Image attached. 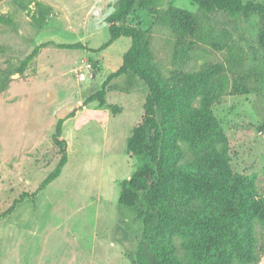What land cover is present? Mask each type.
I'll return each instance as SVG.
<instances>
[{
  "label": "rangeland",
  "instance_id": "rangeland-1",
  "mask_svg": "<svg viewBox=\"0 0 264 264\" xmlns=\"http://www.w3.org/2000/svg\"><path fill=\"white\" fill-rule=\"evenodd\" d=\"M116 6L117 0H0V73L46 44L24 74H14L0 93V264H132L144 210L140 203L133 209L118 207V184L142 163L126 153V140L142 121L147 89L126 74L109 83L105 108L89 103L66 119L122 65L128 39L99 50L109 39L106 18ZM168 8L197 11L191 0H159L118 23L149 32L153 74L164 90L182 96V112L170 115L171 140L179 153L165 155L166 167L199 172L211 151L224 147L230 172L246 178L255 194L264 198V134L259 129L264 51L256 43V19L233 23L217 15L201 17L206 27L227 30L242 49L238 71L250 79V93L234 96L228 71L212 80L205 95L219 133L189 145L182 139L180 123L185 105L197 107L201 96L180 79L224 62L227 53L205 44L191 46L182 30L156 23L157 12ZM76 43L84 49L57 47ZM60 120L61 136L69 143L67 163L56 180L33 196L59 161L54 135ZM178 204L190 212L199 201ZM152 217L144 247L147 258L152 260L153 250L166 242L184 257V240L158 231V212ZM252 232L259 256L255 264H264V230L253 222Z\"/></svg>",
  "mask_w": 264,
  "mask_h": 264
},
{
  "label": "trees",
  "instance_id": "trees-1",
  "mask_svg": "<svg viewBox=\"0 0 264 264\" xmlns=\"http://www.w3.org/2000/svg\"><path fill=\"white\" fill-rule=\"evenodd\" d=\"M159 0H117L116 10L106 18L108 41L99 49L107 48L119 39H128L130 44L122 57V65L107 76L100 90L85 98L82 105L72 110L66 119L74 118L81 107L97 102L105 108L104 99L109 83L126 74H132L146 87L143 101V118L134 127L126 140V153L141 160L129 179L119 182L120 194L117 206L133 209L138 203L143 208L141 241L131 256L132 264H233L234 260L255 264L259 260L257 242L253 237V222L264 230V198L258 197L252 184L243 176L232 174L225 160L223 149H213L205 167L199 172L168 169L165 155L179 148L173 137L170 115L182 112V96L168 93L153 74L151 61V37L134 28L118 23L138 9H146ZM197 7L195 14L168 8L158 11L156 23L171 25L182 30L190 45L205 44L218 52H226L224 62L197 73H187L180 83L200 95L197 107L185 105V118L180 123L182 139L189 145L205 141L217 134L215 119L210 110V100L205 95L206 86L218 75L228 71L232 75V94L244 96L250 93V79L238 68L243 64L242 49L232 40L225 29L206 27L201 17L220 16L235 23L255 18L257 22L256 43L264 51V4L243 3L241 0H191ZM37 46L30 55L11 69L0 73V93L4 91L14 74L23 75L39 50ZM67 50L84 49L79 43L58 45ZM97 50V51H99ZM92 51V52H97ZM108 86V87H107ZM162 113V121L159 119ZM58 121L54 144L59 151V161L40 183L33 196L56 180L67 163L68 140L61 136ZM264 134V113L259 125ZM223 144V143H222ZM198 200L199 204L190 212L179 205L180 200ZM11 207L9 211L13 210ZM159 216L158 231L178 236L184 240V257L176 255L170 242L158 244L150 260L144 253L149 239L152 212Z\"/></svg>",
  "mask_w": 264,
  "mask_h": 264
},
{
  "label": "built area",
  "instance_id": "built-area-1",
  "mask_svg": "<svg viewBox=\"0 0 264 264\" xmlns=\"http://www.w3.org/2000/svg\"><path fill=\"white\" fill-rule=\"evenodd\" d=\"M86 69H90V66H87ZM80 80H83L84 79V74H81L80 77H79Z\"/></svg>",
  "mask_w": 264,
  "mask_h": 264
}]
</instances>
